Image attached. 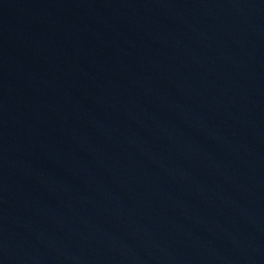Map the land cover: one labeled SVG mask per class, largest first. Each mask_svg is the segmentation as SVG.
<instances>
[{
  "label": "water",
  "instance_id": "1",
  "mask_svg": "<svg viewBox=\"0 0 264 264\" xmlns=\"http://www.w3.org/2000/svg\"><path fill=\"white\" fill-rule=\"evenodd\" d=\"M264 138V0H0V264H132Z\"/></svg>",
  "mask_w": 264,
  "mask_h": 264
}]
</instances>
